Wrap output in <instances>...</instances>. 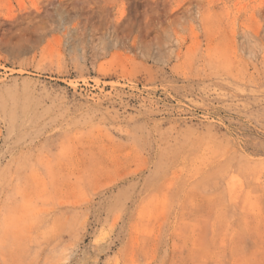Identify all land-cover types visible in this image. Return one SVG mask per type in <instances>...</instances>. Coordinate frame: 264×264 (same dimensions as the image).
I'll return each mask as SVG.
<instances>
[{"label":"rangeland","instance_id":"374dc122","mask_svg":"<svg viewBox=\"0 0 264 264\" xmlns=\"http://www.w3.org/2000/svg\"><path fill=\"white\" fill-rule=\"evenodd\" d=\"M0 264H264V0H0Z\"/></svg>","mask_w":264,"mask_h":264}]
</instances>
